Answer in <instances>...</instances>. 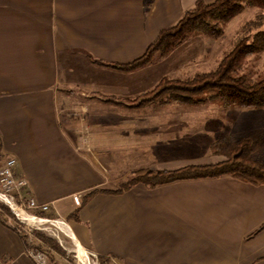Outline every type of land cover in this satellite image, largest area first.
<instances>
[{"label":"crops","instance_id":"1","mask_svg":"<svg viewBox=\"0 0 264 264\" xmlns=\"http://www.w3.org/2000/svg\"><path fill=\"white\" fill-rule=\"evenodd\" d=\"M195 1L0 0V166L13 158L22 196L48 206L31 214L66 222L113 264H264V184L223 175L113 192L129 171L179 168L206 146L197 138L196 155L179 157L189 133L179 137L178 123L189 117L177 103L126 102L158 77L152 66L105 65L140 57ZM154 117L173 130L146 127ZM19 228L27 233L0 211L2 264H34Z\"/></svg>","mask_w":264,"mask_h":264},{"label":"trees","instance_id":"2","mask_svg":"<svg viewBox=\"0 0 264 264\" xmlns=\"http://www.w3.org/2000/svg\"><path fill=\"white\" fill-rule=\"evenodd\" d=\"M247 8L256 12L255 19L246 23L244 35L234 43L214 70L195 74L190 79L179 80L170 85L159 84L151 91V97L142 99L140 102L157 104L167 101L185 105L209 102L224 107L264 108V77L257 79L238 72L246 57L264 48V29H259L264 22L262 21L264 20V0H214L210 3L196 0L174 25L158 33L140 57L126 64L106 63L105 65L119 71H128L145 65L153 54H166L194 32L206 35L218 33L221 31V25ZM93 62L100 63L96 60ZM260 141V138L248 135L223 136L213 142L210 147L211 153L220 158L218 161L187 164L175 169H147L134 175L113 192H120L137 183L145 187H154L178 180L223 175L253 186L262 185L264 184V158H261V153L256 152L257 147L262 144ZM0 211L2 215L21 226L10 209L1 202ZM37 214L39 217H46L44 213ZM69 217L76 219L77 210L73 211ZM17 231L27 245L44 251L49 260L55 263L56 257L66 255L57 241L35 229H31L29 233L30 236L35 237L34 240H31L30 236L22 232L20 228ZM97 259L100 264L110 263L108 257L98 256Z\"/></svg>","mask_w":264,"mask_h":264},{"label":"rangeland","instance_id":"3","mask_svg":"<svg viewBox=\"0 0 264 264\" xmlns=\"http://www.w3.org/2000/svg\"><path fill=\"white\" fill-rule=\"evenodd\" d=\"M255 14L256 12L249 8L244 9L240 14L227 20L221 25V31L218 33L206 35L200 32H194L188 35L183 42L172 48L166 54H153L150 61L140 67L146 65L152 66V70L159 73L158 77H156L149 86L146 83L145 88L139 87L137 89L139 91L136 90L137 92L134 96L130 95L129 98L126 99V102L136 103L139 101L138 105L141 107L140 100L151 97V91H153L159 84L170 85L179 80L190 79L195 74L214 70L218 62L228 53L234 43L244 35L246 23L254 20ZM259 29H264V22H262ZM238 72L257 79L264 77V48L246 57L241 67L238 69ZM145 104H147V102H145ZM177 104L179 105L176 106L179 108V115L181 113L182 115L189 117L188 121L179 120V127L176 126L179 130V137H181L185 131H188L187 133H189V137L186 136L179 140V147L174 148L179 152V157L188 159L189 157L195 156V150L198 146H196V143H199V139L201 142L206 141V146H204V148L202 147L201 150L199 149L200 159L192 162H216L220 158L213 155L210 151L213 142L223 136L243 137L248 135L260 138L262 144L257 147L256 152L258 154L261 153V158H264V108L243 109L236 106L224 107L217 103H211L204 107L193 108L196 110L190 111L185 108V104H179L178 102ZM169 108L170 107L166 108V110L171 113L172 110ZM162 109L165 108H161V110ZM159 112L160 111L158 110L156 113ZM203 120L206 121V123L203 122ZM166 122L167 121H161L160 118L156 121L154 117L149 125L146 123V125H148L146 127L157 129L158 125H161L162 127L165 125L164 128L166 130L164 131L173 130V128L170 127L175 125V123L169 122L168 125H166ZM142 123L143 122H141V124ZM84 127H86V125H84ZM189 128L193 130H188ZM166 156L167 158H170L172 155L167 153ZM120 162L122 161H119L118 163ZM121 168H125L124 164L116 163L114 170H120ZM144 170L147 169L127 172V174L120 179V184L115 187L120 188L127 180L131 179L138 173L144 172ZM121 171H123V169ZM134 185H139V183ZM13 195L16 199L15 194ZM63 223L65 224L63 225V231L60 230L54 222H44L41 224L29 222L27 224L30 232L31 229L39 231L46 237L57 241V243L65 250V256L56 257L57 264H64L66 261L70 260L76 244L75 238L73 237V240L65 231L68 224L64 221ZM21 226L23 227L25 225L22 224Z\"/></svg>","mask_w":264,"mask_h":264},{"label":"built area","instance_id":"4","mask_svg":"<svg viewBox=\"0 0 264 264\" xmlns=\"http://www.w3.org/2000/svg\"><path fill=\"white\" fill-rule=\"evenodd\" d=\"M86 130L87 128L83 127V132H86ZM86 138L87 136H85L83 140L85 141ZM14 164L15 160L13 158H8L0 166V202L10 209V212L14 215L20 225H25L23 228L28 235H30V229L27 225L29 222L34 224H37V222H39V224L44 222H60L61 224L65 225L61 220H50L30 213L31 210L36 209L45 211L48 209V206L46 204H37L33 199H25L22 196L21 191L25 187L26 183L25 180L21 178L17 179L13 176L12 167ZM13 194H15L16 199ZM72 199L75 204H79L80 195L74 194ZM23 216L25 218H23ZM25 254L34 264H57L49 260L47 254L44 251L32 246L27 247ZM97 258V254L82 247L76 241L75 249L72 251V260L66 261L64 264H100ZM109 261L110 263L108 264H113L111 259H109ZM0 264L2 263L0 262Z\"/></svg>","mask_w":264,"mask_h":264},{"label":"bare ground","instance_id":"5","mask_svg":"<svg viewBox=\"0 0 264 264\" xmlns=\"http://www.w3.org/2000/svg\"><path fill=\"white\" fill-rule=\"evenodd\" d=\"M23 218H25L24 216H23ZM28 219V218H27ZM29 220L31 221V219L29 218ZM56 225L57 224H61L60 222H54ZM37 224H39V222H37ZM61 225H63V224H61Z\"/></svg>","mask_w":264,"mask_h":264}]
</instances>
